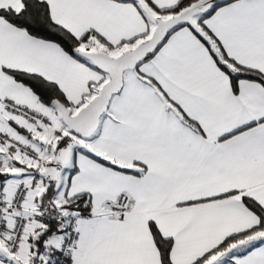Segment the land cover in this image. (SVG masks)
Masks as SVG:
<instances>
[{"label":"snow or ice","instance_id":"1","mask_svg":"<svg viewBox=\"0 0 264 264\" xmlns=\"http://www.w3.org/2000/svg\"><path fill=\"white\" fill-rule=\"evenodd\" d=\"M0 264H264V0H0Z\"/></svg>","mask_w":264,"mask_h":264}]
</instances>
